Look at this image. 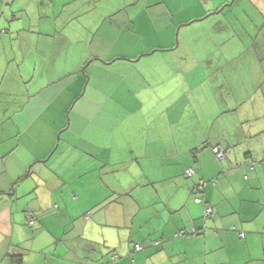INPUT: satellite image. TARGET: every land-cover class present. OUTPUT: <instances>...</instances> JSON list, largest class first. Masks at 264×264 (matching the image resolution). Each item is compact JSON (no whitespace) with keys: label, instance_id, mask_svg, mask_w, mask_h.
Listing matches in <instances>:
<instances>
[{"label":"crops","instance_id":"0c3cea01","mask_svg":"<svg viewBox=\"0 0 264 264\" xmlns=\"http://www.w3.org/2000/svg\"><path fill=\"white\" fill-rule=\"evenodd\" d=\"M0 49V264H264V0H0Z\"/></svg>","mask_w":264,"mask_h":264},{"label":"built area","instance_id":"2783aa9c","mask_svg":"<svg viewBox=\"0 0 264 264\" xmlns=\"http://www.w3.org/2000/svg\"><path fill=\"white\" fill-rule=\"evenodd\" d=\"M213 151H214V153H215V155L218 157V158H221L222 157V152H221V150L219 149V148H213ZM185 173L187 174V175H191L192 173H193V169L192 168H187L186 169V171H185ZM196 201H200L199 199H196ZM212 213V209H211V207H206L205 208V210H204V215H210ZM33 223V220H28V224H32ZM194 231V229H190L189 231H188V233H192ZM187 233V231H185L184 229H180L177 233H176V235L177 236H182V235H184V234H186ZM242 236V235H241ZM135 249L136 250H139V249H141V246L139 245V244H136L135 245Z\"/></svg>","mask_w":264,"mask_h":264},{"label":"trees","instance_id":"16d2710c","mask_svg":"<svg viewBox=\"0 0 264 264\" xmlns=\"http://www.w3.org/2000/svg\"><path fill=\"white\" fill-rule=\"evenodd\" d=\"M221 8V7H220ZM219 8V9H220ZM223 8H225L224 6H223ZM218 9V10H219ZM216 12V11H215ZM217 146H215V147H212L211 148V150H212V153L214 154V156L216 157V159H222L223 157H224V153H223V150L222 149H220L219 147H217V148H219L220 150H221V152H222V157L221 158H218L216 155H215V153H214V151H213V148H216ZM188 168V167H187ZM186 168V169H187ZM189 168H191V167H189ZM186 169H185V171H186ZM193 173H194V171H193ZM192 173V174H193ZM191 174V175H192ZM185 175H187L186 173H185ZM191 175H187V176H191ZM203 188H204V182H199L197 185H196V191L197 192H201L202 190H203ZM196 199H199L200 201H196ZM194 202H201L202 201V199H201V197H194ZM207 207V206H206ZM205 207V208H206ZM205 210V209H204ZM205 216H207V215H205ZM27 224H28V221H27ZM29 225H31V224H29ZM193 232H195V229H194V231ZM10 263L11 264H20L21 263V258L19 257V256H16V257H12L11 256V258H10Z\"/></svg>","mask_w":264,"mask_h":264},{"label":"rangeland","instance_id":"374dc122","mask_svg":"<svg viewBox=\"0 0 264 264\" xmlns=\"http://www.w3.org/2000/svg\"><path fill=\"white\" fill-rule=\"evenodd\" d=\"M179 50H182V48H180ZM0 51L3 53V50L0 49ZM162 52V51H161ZM202 54V53H201ZM0 57H3L2 55H0ZM58 136V135H57Z\"/></svg>","mask_w":264,"mask_h":264}]
</instances>
